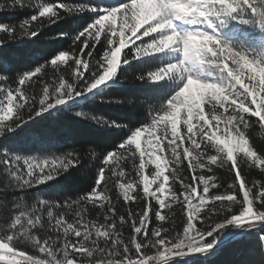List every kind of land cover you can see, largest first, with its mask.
Listing matches in <instances>:
<instances>
[{
  "label": "snow or ice",
  "instance_id": "obj_1",
  "mask_svg": "<svg viewBox=\"0 0 264 264\" xmlns=\"http://www.w3.org/2000/svg\"><path fill=\"white\" fill-rule=\"evenodd\" d=\"M26 6L35 14L18 26L0 22V49L38 38L65 16L96 15L75 32L69 50L15 72L11 83L0 75V207L9 213L0 228V264H172L211 255L226 237L255 235L264 245V152L246 134L253 123L264 127V0H7L0 10ZM134 62L146 66L136 79L155 96L146 119L131 128L75 113L100 127L126 128V136L111 150H90L100 163L89 191L64 200L36 192L27 202V193L77 167L80 155L23 154L2 141L103 91ZM37 86L38 93L29 91ZM129 160L135 177L124 171ZM242 162L262 178L249 180ZM214 168L232 174L227 189ZM110 180L123 213L109 195ZM137 201L143 206L134 210L129 205ZM174 205L183 215L179 231ZM89 206L103 210L102 222L88 218Z\"/></svg>",
  "mask_w": 264,
  "mask_h": 264
},
{
  "label": "trees",
  "instance_id": "obj_2",
  "mask_svg": "<svg viewBox=\"0 0 264 264\" xmlns=\"http://www.w3.org/2000/svg\"><path fill=\"white\" fill-rule=\"evenodd\" d=\"M6 2L7 0H0V3ZM46 2L53 4L59 2L69 4L92 3L97 6H107L115 4L117 0H46ZM25 3L27 5L28 0H25ZM33 14H35V10L28 6L24 8L17 7L14 10L5 8L0 10V22L18 26L25 18ZM95 15L96 13H81L78 16H65L62 21L45 27L38 38L25 41L17 46L0 49V75L9 77V83H11L15 72L27 70L29 66L35 67L38 64H43L46 59H50L60 51L69 50L75 32L83 24L94 18ZM61 33L66 35L61 36ZM2 35L0 34V36ZM4 65L14 69V71H4ZM145 67V65L134 62L131 67L126 68L120 72L118 77L110 81L103 91L98 92L96 95L89 94L77 98V102L71 108L46 115L44 118L38 119L19 130L15 136L2 141L4 144L20 149L23 154L35 155L44 152L60 154L75 150L80 155V164L77 167L69 169L55 182H50L47 187L27 193L25 197L27 202L31 203L33 201L36 192H39L44 199L64 200L68 198L76 199L91 189L100 163L99 158L92 156L91 151L100 154L111 150L126 136L127 129L100 127L92 121L77 117L75 113L86 112L103 116L109 120H117L120 124L131 128L139 126L138 121L146 119L147 113L155 103V96L152 91L136 79ZM46 71L48 73L46 79L50 80L52 78L51 67L49 66ZM29 91L38 93L39 87L37 86ZM107 100L122 101V103H107ZM257 119L251 117L253 122ZM246 134L254 147L258 151L264 152V127L258 123H253ZM136 163H139L138 159ZM241 166L244 175L249 180L262 178L258 169L250 168L247 163L243 162ZM153 167L152 165L147 166L145 173H149ZM124 171L129 173L131 177H135L131 160L124 163ZM184 174L188 175V172L185 171ZM213 174L218 178L219 183L223 185L221 191L227 189V186L233 183V176L226 168H214ZM154 187L155 185H153ZM108 189L113 203L123 213L125 205L122 197L119 201L117 200L118 189L114 187V182L111 180L108 183ZM140 191L142 192V186ZM153 204H155V201H153ZM129 206L134 210H139L143 205L137 201ZM102 212L103 210L99 207L89 206L88 218L100 219L102 222ZM98 214L100 215L98 216ZM171 215L178 226L177 231L181 230L179 226L183 222V215L179 205L173 206ZM8 216V211L0 207V228L3 227ZM153 226H155L154 217ZM164 226L171 228V222ZM123 231L125 237L129 236L130 229L127 226ZM229 231L236 232L237 229H229ZM20 247L27 250L29 254L38 255L27 242L21 241ZM172 264H264V245L255 235H236L224 241L211 255L175 259Z\"/></svg>",
  "mask_w": 264,
  "mask_h": 264
},
{
  "label": "rangeland",
  "instance_id": "obj_3",
  "mask_svg": "<svg viewBox=\"0 0 264 264\" xmlns=\"http://www.w3.org/2000/svg\"><path fill=\"white\" fill-rule=\"evenodd\" d=\"M238 231H239V230H237L236 232H238ZM231 238H233V237H231ZM227 239H230V238H227V237H226V238L224 239V241H226ZM224 241H223V242H224ZM223 242H222V243H223ZM222 243H221V244H222ZM199 256H204V255H199ZM184 258H193V257H184ZM175 259H181V258H180V257H177V258H175Z\"/></svg>",
  "mask_w": 264,
  "mask_h": 264
}]
</instances>
